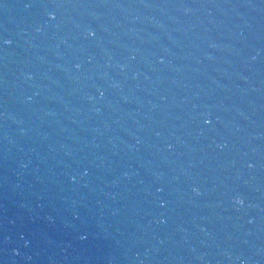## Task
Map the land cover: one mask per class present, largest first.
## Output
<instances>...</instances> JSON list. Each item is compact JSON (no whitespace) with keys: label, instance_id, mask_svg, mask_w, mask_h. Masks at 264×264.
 <instances>
[{"label":"water","instance_id":"obj_1","mask_svg":"<svg viewBox=\"0 0 264 264\" xmlns=\"http://www.w3.org/2000/svg\"><path fill=\"white\" fill-rule=\"evenodd\" d=\"M0 264H264V0H0Z\"/></svg>","mask_w":264,"mask_h":264}]
</instances>
